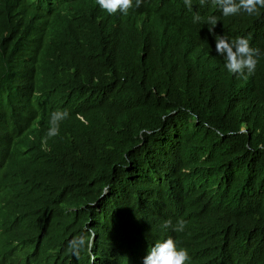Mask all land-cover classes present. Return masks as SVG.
<instances>
[{
  "label": "trees",
  "instance_id": "obj_1",
  "mask_svg": "<svg viewBox=\"0 0 264 264\" xmlns=\"http://www.w3.org/2000/svg\"><path fill=\"white\" fill-rule=\"evenodd\" d=\"M63 5L0 0V164L18 163L0 264H140L168 238L188 264H264V8L146 0L122 40L106 32L122 21ZM197 13L218 18L212 32ZM213 35L249 38L254 74L229 73ZM55 110L69 117L49 138ZM81 235L92 245L76 255Z\"/></svg>",
  "mask_w": 264,
  "mask_h": 264
},
{
  "label": "clouds",
  "instance_id": "obj_2",
  "mask_svg": "<svg viewBox=\"0 0 264 264\" xmlns=\"http://www.w3.org/2000/svg\"><path fill=\"white\" fill-rule=\"evenodd\" d=\"M210 2L213 7L220 9L223 16H235L241 12L248 15H260V9L264 8V0H198L201 7ZM146 0H64V5L67 6L65 10L67 13L90 12V17L94 19L99 18L101 14L113 20L115 23L122 21L126 24L127 33L111 31L106 28L110 37H119L126 40L133 32L140 31L139 23L144 20V13L146 10L142 6ZM193 0H184V4L189 10L192 9ZM218 18L209 16L206 19L201 17L199 13L193 16V22H202L209 27V32H212L214 26L217 24ZM96 23V21H95ZM83 33L86 27V21L82 22ZM213 37L212 50L220 57L225 58L223 65L226 70L234 75L243 77L254 74L259 58L262 55L260 50L254 48L250 44V39L246 37H239L229 41L226 37L220 36L215 40ZM55 42V47L63 43L60 37H46ZM215 46V47H214ZM57 61V60H55ZM71 72V70H70ZM81 113V112H80ZM79 115V113L77 114ZM69 117L66 110H58L51 114L50 128L47 136L49 138L59 135V125L63 120ZM18 163L0 164V203L2 202L1 195L3 188H9L18 192L17 182L14 175ZM106 193L104 191L101 196ZM97 201L91 202L90 205H95ZM186 226V221L179 220L175 226H172L171 221H165L163 227H173L174 231L182 232ZM92 239L94 235L91 233ZM92 241L89 238L81 235L74 237L69 241V249L76 255L84 248H90ZM190 260L187 249L177 247L176 242L168 238L162 242L154 244L148 251V254L139 258L140 264H188Z\"/></svg>",
  "mask_w": 264,
  "mask_h": 264
},
{
  "label": "bare ground",
  "instance_id": "obj_3",
  "mask_svg": "<svg viewBox=\"0 0 264 264\" xmlns=\"http://www.w3.org/2000/svg\"><path fill=\"white\" fill-rule=\"evenodd\" d=\"M141 21H142V20H141ZM141 27H142V26H141ZM61 100L63 101V99H61ZM59 108H61V105H60V107H59ZM61 109H62V108H61ZM55 111H56V110H55ZM55 111H54V112H55ZM69 112H70V111H68V113H69Z\"/></svg>",
  "mask_w": 264,
  "mask_h": 264
}]
</instances>
